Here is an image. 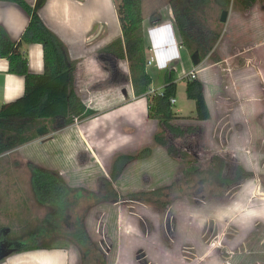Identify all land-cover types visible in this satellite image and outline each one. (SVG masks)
Listing matches in <instances>:
<instances>
[{"label":"rangeland","instance_id":"1","mask_svg":"<svg viewBox=\"0 0 264 264\" xmlns=\"http://www.w3.org/2000/svg\"><path fill=\"white\" fill-rule=\"evenodd\" d=\"M163 1L159 0V3ZM242 1L230 0L227 10L238 11V3ZM209 3L207 16L213 25L221 11L217 0ZM256 3L261 1L256 0ZM168 9L166 4L160 5L157 15H166ZM249 17H246V28L238 24L237 31L229 28L223 34L219 49H223L224 56L228 51L237 52L242 48L249 49V53L264 49V19L261 22L254 17L258 19L253 22L251 15ZM143 21L148 23L149 18L145 17ZM225 24L218 22L221 35ZM183 52L179 63L170 65L174 68L177 88L173 108L188 114L194 109V102L186 98V79L181 77L194 65L190 54L186 50ZM121 63L122 71L127 74V65ZM152 65L146 67L151 77L149 95L162 89L165 75V69L153 72ZM258 65V61L252 58L251 70ZM221 66L225 69L220 72L219 82L226 87L230 64L222 63ZM122 87L130 90L129 83ZM215 104L214 140L208 134L204 135L205 129L194 120L179 118L174 121L178 125L201 127L199 136L188 135L183 143L195 153L200 167H205L214 154L231 164L239 161L235 146L229 142V133L234 128L229 109L234 103L220 95ZM112 115L116 120H95L101 128L98 127L96 133L91 132L92 136L87 134L84 140L78 134L66 133V129L52 131L48 124L44 134H37L35 140L0 157V176H5L8 192V197L0 201V208L3 206L0 224L4 228L14 236L24 237L45 214L30 189V163L58 172L70 187L80 191L73 213L81 218L93 241L98 243L105 255V264H264V114L258 119L261 136L250 129L246 148L238 149L240 155L243 153L250 160L252 166L246 169L253 176L222 193L215 186L199 185L195 180L189 181V185L183 182V164L171 159L164 148L153 143L152 135L158 128L155 120L146 117L145 111L139 110L138 118L133 121L127 111ZM252 122L251 119L235 127L246 126V123L250 126L248 124ZM144 148H150L151 154L129 163L113 181L116 200L96 202V197L104 196L101 186L104 180H109L113 158L122 153L134 154ZM155 190L162 191L157 202L154 200L156 194L150 195ZM141 193L150 195L152 200H141ZM65 250L71 251L73 264H78L75 249L68 245Z\"/></svg>","mask_w":264,"mask_h":264},{"label":"trees","instance_id":"2","mask_svg":"<svg viewBox=\"0 0 264 264\" xmlns=\"http://www.w3.org/2000/svg\"><path fill=\"white\" fill-rule=\"evenodd\" d=\"M114 1L121 36L97 53L99 62L108 72L105 84L122 86L130 83L135 97L147 96V117L155 120L158 128L152 135V141L164 148L171 159L179 160L183 164L181 179L187 185L189 181L195 180L199 185L215 186L222 193L250 179L253 173L239 161L231 164L217 154L210 157L205 167H200L195 153L183 145L187 141L186 136H199L201 127L178 125L174 121L179 118L206 121L210 118L203 85L197 78L185 77V96L194 102L193 116L178 115L174 111V104L170 103V99L176 97L177 90L173 68L165 70L161 91L149 95L151 77L146 70L149 46L142 27L141 0ZM260 1L264 6V0ZM0 2L15 3L29 15L28 23L17 41L11 40L0 27V58L7 60L8 73L21 75L24 80L22 95L13 101L0 104L1 157L35 140L40 127L49 124L52 131H59L76 121L93 116L97 111L88 107L77 92L76 63L70 59L65 45L38 15V9L44 0H36L33 6L25 0ZM209 2L210 0H169V5L178 30L180 46L190 55L197 52L200 61L207 58L212 62H219L214 48L221 35V27L218 25L220 16L213 25L209 23ZM242 2L243 10H248L255 0ZM217 4L220 11L227 10L230 0H221ZM149 19L155 24L158 15L154 12ZM34 43L40 44L42 48L43 72L40 74L28 70L27 59L22 51L24 45ZM123 61L128 62L127 74L119 67V62ZM151 152L150 148H144L134 154L116 155L111 162L109 180H104L101 186L102 190L104 188V196L98 198L95 195L96 202L115 201L117 194L112 188L113 181L129 163L145 158ZM187 154L191 157L188 158ZM28 168L33 198L45 209V214L38 225L25 233L24 237L12 235L9 229L0 224V245L5 249L12 248L11 254L66 249L69 245L77 252L78 264H105V255L98 243L93 241L81 218L73 213L78 204L77 198L81 196L80 191L70 187L56 171L30 163ZM173 184L172 182L171 186ZM161 192L155 190L150 195L156 194L154 200L157 202ZM88 194L91 195L90 192ZM150 195L141 193L140 199L151 201Z\"/></svg>","mask_w":264,"mask_h":264},{"label":"crops","instance_id":"3","mask_svg":"<svg viewBox=\"0 0 264 264\" xmlns=\"http://www.w3.org/2000/svg\"><path fill=\"white\" fill-rule=\"evenodd\" d=\"M33 6L36 0H25ZM217 0V3H220ZM143 20L152 13H157L160 5H168L166 15L162 14L157 23H171L175 26L176 36L179 39L178 30L173 20L169 0L159 3V0H141ZM150 3V4H149ZM151 3H154L153 5ZM255 2L248 10H243L242 3H238V11H228L226 24L224 26L221 38L215 45V53L220 59L219 62H212L207 58L189 69L181 78H185L190 71L196 72V77L203 85V93L205 101L210 113V118L206 121H196L202 126L204 135L208 134L213 139L214 121L216 117V107L220 95L226 97L228 102L234 103V106L229 109L230 120L234 125L233 130L229 133V142L235 146V153L243 167H251L250 160L245 155H240L238 149L246 148L245 143L249 142V130L253 129L257 136H261V124L258 119L264 114V49H254L249 53V49L237 50V52L228 51L226 56L222 53L223 49H219L223 34L230 31H237V25L241 24V28H246V17L251 15L254 22L258 18L261 22L264 19V6ZM145 6L147 10L145 12ZM244 11V12H243ZM233 13L237 15H232ZM38 15L43 23L58 37L65 45L68 55L71 60L76 63L75 67V86L78 94L85 104L95 109L97 112L81 121L65 127L66 133L78 134L83 139L87 134L95 132L97 128H101V124H97L95 120L104 118L103 121L116 120L115 115L118 111H127L132 118H138V111H147V96L135 97L130 84L128 91L122 86L106 85L105 81L108 78V72L97 58V53L104 48L115 38L121 36L120 25L115 10L114 0H44L43 4L38 9ZM258 17V18H254ZM250 18V17H249ZM29 20V15L17 4L11 2H0V27L6 32L7 36L13 40H19L23 30ZM152 21L148 23L142 22L145 41L149 46L147 58L153 57L152 49L146 37V29L152 26ZM243 28V29H244ZM239 29V28H238ZM180 40V39H179ZM22 51L27 59L28 70L34 74L43 72L42 48L40 44H28L22 47ZM184 48L180 46L179 59L173 60V63H179L184 54ZM252 58L258 61V66L255 68L249 67ZM127 65L128 62L123 61ZM171 62V63H172ZM168 64L167 68H170ZM222 63L230 64L227 74L229 83L226 87L221 86L220 72ZM152 71L160 72L161 70L152 62ZM151 64L147 65L150 66ZM146 66V67H147ZM119 67L124 70L122 63L119 62ZM123 67V69H122ZM8 63L5 58H0V104L13 101L20 97L24 90V80L21 75L10 74L7 72ZM174 69V68H173ZM148 74L149 69L146 68ZM164 70V69H163ZM176 80V79H175ZM164 84V82H163ZM161 91V89H160ZM159 91V92H160ZM151 92V90L149 91ZM225 95V96H223ZM176 99V98H175ZM176 103V101H175ZM174 103V104H175ZM178 115L186 116L194 115V109L188 114H182L180 110L175 111ZM147 117V114H146ZM148 118V117H147ZM253 120L250 126H242L236 128L235 125L242 124ZM145 121V119H144ZM147 122V121H146ZM211 125L208 129V125ZM110 127V126H108ZM107 127V128H108ZM106 128V129H107ZM130 130L133 127L130 126ZM62 129V130H64ZM149 126L147 127V130ZM155 129V128H154ZM61 131V130H59ZM151 130V134H153ZM228 135V134H227ZM92 136V134H91ZM84 140V139H83ZM214 140V139H213ZM228 143V142H227ZM229 144V143H228ZM242 150V152L246 151ZM232 151V150H231ZM251 151V150H250ZM5 176H0V201L8 197L6 189ZM7 192V193H6ZM7 194V195H6ZM73 254L65 249L52 250H34L18 254H10L0 261V264H73Z\"/></svg>","mask_w":264,"mask_h":264},{"label":"clouds","instance_id":"4","mask_svg":"<svg viewBox=\"0 0 264 264\" xmlns=\"http://www.w3.org/2000/svg\"><path fill=\"white\" fill-rule=\"evenodd\" d=\"M155 66L163 70L173 60L179 59L180 40L176 36L175 26L171 23H157L146 29Z\"/></svg>","mask_w":264,"mask_h":264},{"label":"water","instance_id":"5","mask_svg":"<svg viewBox=\"0 0 264 264\" xmlns=\"http://www.w3.org/2000/svg\"><path fill=\"white\" fill-rule=\"evenodd\" d=\"M227 14H228V11L227 10H223L221 11L220 13V17H219V21L221 23H224L226 21V18H227ZM190 58H191V61H192V64L197 66L199 63H200V59H199V56L197 54V52L193 53L190 55ZM47 131L46 127H40L37 129V134L38 135H42L44 134L45 132ZM13 252V249L12 248H8L7 250H3L1 253H0V261L7 257L8 255H10L11 253Z\"/></svg>","mask_w":264,"mask_h":264},{"label":"built area","instance_id":"6","mask_svg":"<svg viewBox=\"0 0 264 264\" xmlns=\"http://www.w3.org/2000/svg\"><path fill=\"white\" fill-rule=\"evenodd\" d=\"M152 61H153V57H150V58L147 59L146 64L149 65V64L152 63ZM195 77H196V72H195V71H190V72L188 73V75H186V78H189V79H193V78H195ZM175 101H176L175 98H171V99H170V103H172V104H174Z\"/></svg>","mask_w":264,"mask_h":264},{"label":"flooded vegetation","instance_id":"7","mask_svg":"<svg viewBox=\"0 0 264 264\" xmlns=\"http://www.w3.org/2000/svg\"><path fill=\"white\" fill-rule=\"evenodd\" d=\"M8 249V248H7ZM5 249L3 246L0 245V253L3 251V250H7Z\"/></svg>","mask_w":264,"mask_h":264}]
</instances>
